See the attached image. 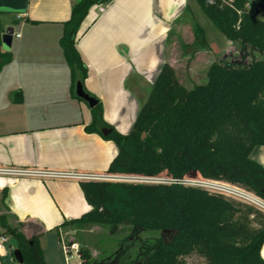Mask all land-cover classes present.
<instances>
[{
	"label": "trees",
	"instance_id": "obj_1",
	"mask_svg": "<svg viewBox=\"0 0 264 264\" xmlns=\"http://www.w3.org/2000/svg\"><path fill=\"white\" fill-rule=\"evenodd\" d=\"M109 1L79 0L63 22L60 45L74 92L76 83L84 86L87 76L76 45L78 29L93 5ZM194 1L229 41L240 45L243 57L249 49L262 56L250 62L243 57L215 60L206 82L193 87L181 83L175 68L165 62L127 134L114 128L103 134L108 126L99 101L92 107L87 130L117 145L108 174L168 179L199 175L236 184L264 198V166L250 156L255 146L264 145V18L258 15L264 11V0H252L255 12L248 8V0ZM192 26L197 49H205L203 28L198 23ZM3 31L0 19V71L13 59L11 51L2 49ZM80 186L91 208L55 227L63 243V230L106 225L117 234L131 226L133 233L159 231L170 238L149 239L126 262H119L116 253L113 264H186V257L194 253L205 259L204 264H264V212L251 204L180 183L83 180ZM6 197L4 189L5 207ZM23 226L0 214V232L15 238L23 264H47L42 233L28 235ZM78 256L81 264H97L86 246L78 249Z\"/></svg>",
	"mask_w": 264,
	"mask_h": 264
},
{
	"label": "crops",
	"instance_id": "obj_2",
	"mask_svg": "<svg viewBox=\"0 0 264 264\" xmlns=\"http://www.w3.org/2000/svg\"><path fill=\"white\" fill-rule=\"evenodd\" d=\"M77 1L26 0L21 12L0 11L3 32L14 28L9 50L13 59L0 71V168L107 173L117 154L114 141L87 130L92 108L77 98L76 88L73 91L60 45L63 22ZM193 1L110 0L103 12L98 5L89 9L76 45L87 66L84 87L100 102L107 128L127 134L163 64L170 63L177 72L172 46L196 44L192 26L196 21L194 11L190 12ZM251 5L248 0L249 9ZM203 30L207 47L194 48L181 59L189 71H194L200 54L211 55L209 67L212 58L235 44ZM250 156L264 166V145L255 146ZM81 181L70 176L0 174V214L6 213L13 223L21 222L28 235L42 233V239L64 221L90 210ZM4 189L7 207L1 200ZM7 236L6 255L11 237ZM43 255L47 263L44 250ZM261 255L264 258V244Z\"/></svg>",
	"mask_w": 264,
	"mask_h": 264
},
{
	"label": "rangeland",
	"instance_id": "obj_3",
	"mask_svg": "<svg viewBox=\"0 0 264 264\" xmlns=\"http://www.w3.org/2000/svg\"><path fill=\"white\" fill-rule=\"evenodd\" d=\"M97 5H95L96 7ZM192 8L190 12L193 10V18H195L196 23H198L201 27L205 29L206 32L216 33L219 36H222L226 39V37L216 28V26L210 21V19L202 12L198 4L193 1ZM252 12H255L254 5H251ZM7 14H16V12H8ZM259 17L264 18V11L259 10ZM11 16V15H9ZM17 23V22H16ZM13 23L14 26L17 24ZM21 23V21H20ZM18 26H16L17 28ZM219 48L221 45L220 41L215 43ZM172 46L170 52L171 54L175 53L178 58L177 65V74L181 83L185 84L187 87H193L196 84L205 83L207 80V71H208V61L211 55L200 54L195 61L194 71H189L187 69L185 61H181L183 56L191 52L194 48H198L199 45L195 44L193 47L184 48L183 44L180 42V45L177 44ZM244 56V53L241 50L239 44L235 43L233 47H230L227 52L224 54H220L219 57L213 59L212 62L218 60L220 58H224L230 61H239L243 57L245 62H250L253 59H258L262 55H260L257 51H252L249 49ZM216 53H219L215 50ZM201 176L197 175L194 178H200ZM164 179L163 177H160ZM189 178V177H186ZM166 179V178H165ZM163 235L165 239H169L170 235L168 233L161 234L159 231H145L139 230L133 233V229L131 226H125V228L117 233L112 234L110 232L109 226L106 225H87L83 229H70L63 230L62 237L64 243L60 244L57 232L51 233L50 235L44 236L40 239V243L42 249L44 250V254L46 255V260L48 264H81V259L79 256H75L72 254H68L65 250V246L71 247L74 244L79 249L81 246H86L90 249L93 260L100 264L109 263L113 264L116 260L115 254L118 253L120 256L118 257L119 262H126L128 259L133 258L135 252L138 250V247L148 241L151 238L158 237ZM48 236V237H47ZM8 254L1 258L2 264H23L18 263L14 260V250L16 249V240L13 237H10L9 245H7ZM80 262V263H79ZM143 261H140L137 264H143ZM205 259L194 253L188 257H186V264H204Z\"/></svg>",
	"mask_w": 264,
	"mask_h": 264
},
{
	"label": "built area",
	"instance_id": "obj_4",
	"mask_svg": "<svg viewBox=\"0 0 264 264\" xmlns=\"http://www.w3.org/2000/svg\"><path fill=\"white\" fill-rule=\"evenodd\" d=\"M232 1V0H230ZM107 3V2H106ZM97 4L99 11L105 10V4ZM17 18L22 16L19 14ZM17 37L20 34H16ZM0 174H17V175H36V176H70L81 180H111V181H128L137 183H180L184 185L195 186L203 188L210 193L222 194L226 197L239 200L248 204H251L264 212V198L258 196L254 192L247 190L241 186L233 183H229L221 180L200 178H184V179H168L160 177H146V176H126V175H112L108 173H63V172H51L43 170H21V169H7L0 168ZM8 242V236L0 232V264L1 258L6 256V243ZM68 254L78 256V248L74 244L71 247L64 246Z\"/></svg>",
	"mask_w": 264,
	"mask_h": 264
},
{
	"label": "water",
	"instance_id": "obj_5",
	"mask_svg": "<svg viewBox=\"0 0 264 264\" xmlns=\"http://www.w3.org/2000/svg\"><path fill=\"white\" fill-rule=\"evenodd\" d=\"M26 7V0H0V11H6V12H21ZM258 10H256L257 12ZM13 35H14V28L9 27L6 29L5 32L2 33L1 39H2V46L4 50L9 51L12 45L13 41ZM76 95L81 98L83 101H85L91 108L96 106L98 100L92 96L90 93H88L82 84L81 81H78L76 84ZM103 134H108L111 132V129L109 128H103L102 129ZM14 260L18 263H23L24 259L22 256V253L19 249H15L14 252Z\"/></svg>",
	"mask_w": 264,
	"mask_h": 264
},
{
	"label": "bare ground",
	"instance_id": "obj_6",
	"mask_svg": "<svg viewBox=\"0 0 264 264\" xmlns=\"http://www.w3.org/2000/svg\"><path fill=\"white\" fill-rule=\"evenodd\" d=\"M263 162H264V159H263Z\"/></svg>",
	"mask_w": 264,
	"mask_h": 264
}]
</instances>
